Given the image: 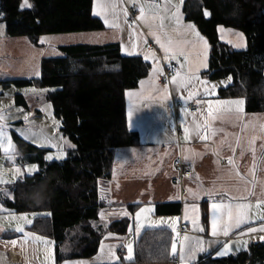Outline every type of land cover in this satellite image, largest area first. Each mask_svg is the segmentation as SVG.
I'll use <instances>...</instances> for the list:
<instances>
[{
    "label": "crops",
    "instance_id": "1",
    "mask_svg": "<svg viewBox=\"0 0 264 264\" xmlns=\"http://www.w3.org/2000/svg\"><path fill=\"white\" fill-rule=\"evenodd\" d=\"M185 1L100 0L98 5L97 0H94L93 15L102 21L104 29L50 36V39L58 41L60 45L44 53L28 38L9 37L5 28H0V63L4 42L5 45L16 48L17 44H21L30 53L29 68L35 76L38 72V78L41 60L48 56H62L60 48L67 45L108 46L119 43L125 56L140 57L151 65L149 75L126 95L128 128L138 134L139 145L115 152V168L104 194L105 206L101 209L104 219L100 217V220L107 225L128 219L130 224L127 232L118 234L108 231L102 238L95 257L66 259L61 264H132L137 241L148 229L173 230L183 227L189 233L188 241L176 243L175 254L172 253L171 245L173 262L167 264H193L202 255L224 259L247 250L251 243L264 241V231H260L264 228V113L248 112L243 99L244 103L240 106L242 111H238L235 105L217 103L237 100L224 99L219 94L220 90L232 85V79L225 78L217 82L208 79L206 73L210 67V44L201 31L186 20L183 12ZM132 4L138 6L135 20H131L129 10ZM141 6L147 25L139 19ZM177 9L179 23L174 15ZM125 10L127 17L124 15ZM96 12H100V15L95 14ZM105 19L109 21L108 24ZM161 23L163 27H160ZM110 24L119 26L110 27ZM188 25H194L199 36L207 41L206 50L203 41L188 29ZM151 32L157 33L164 43L170 41L177 51L183 50L187 59L185 56L166 59L164 50ZM239 34L242 33L232 29H219L221 42L236 51H244L247 49V40L243 34L241 39ZM145 56L148 58L145 59ZM173 63L178 65L181 75L194 74L199 77V81L193 79L187 85L181 84L179 79L167 82L165 72ZM157 66L162 72L154 74L153 69ZM190 68L192 72L188 71ZM0 81L6 82V79L0 77ZM205 87L209 89L207 93L204 91ZM209 102L212 106L211 115ZM189 104L198 105L199 111L191 114ZM1 111L3 120H0V125L4 128L12 127L7 132L11 138L16 134L26 143L45 150L46 162L63 161L67 158L69 146L66 143L58 140L61 147L59 149L44 145L45 133L52 127L50 122L59 131L62 129V122L57 117L51 121L38 119L33 116L34 113L43 111L27 105L25 111L17 110L10 114L3 108ZM9 115L12 119L7 121L6 116ZM185 128L188 129L187 138ZM5 141L6 138H0V179L4 181L0 183V264H57V244L28 230L37 217L36 214L4 212L1 197L11 198L9 187L17 180L34 176L39 171V166L30 156L18 153L15 142H11L9 146L6 141L9 149L3 150ZM229 159L233 161L231 164ZM178 160L192 168L191 176L183 179L182 183L177 182L179 172L175 162ZM213 203L231 204L234 215L236 204H250L248 219L239 227L233 226L226 237L220 233L228 223L227 208L216 209L218 235L213 236ZM163 204L179 205L180 214H157V205ZM203 204L208 205L206 227L201 217ZM136 205L139 207L133 211L129 209ZM137 213H140L139 218ZM221 215L222 221L219 220ZM24 216L31 223L21 219ZM18 228H23V231H18ZM201 228L203 231H200ZM36 237L41 239L37 240ZM129 243L132 245L131 259L128 258ZM226 244L229 246L228 254L219 255L218 252L224 250ZM63 246L60 245L61 253ZM201 247L203 251L199 250ZM68 252L64 255L67 256Z\"/></svg>",
    "mask_w": 264,
    "mask_h": 264
},
{
    "label": "trees",
    "instance_id": "2",
    "mask_svg": "<svg viewBox=\"0 0 264 264\" xmlns=\"http://www.w3.org/2000/svg\"><path fill=\"white\" fill-rule=\"evenodd\" d=\"M29 1L32 7L25 11L22 0H0V22L9 37H26L38 46L44 35L104 29L93 15L94 0ZM183 12L210 44L208 79H232L231 86L220 90V97L243 99L248 112L264 113V0H186ZM220 28L242 33L247 49L236 51L221 42ZM60 50L62 57L41 60L38 79L0 83L4 90L12 86L46 90L54 116L62 122L60 131L69 142L65 160L46 162L45 150L13 134L18 153L30 156L39 171L11 185V198L1 197L5 213L37 215L28 230L57 244V264L93 258L108 231L127 232L128 219L107 225L100 220V212L106 183L114 172L115 152L139 145L138 134L128 128L126 95L151 71L142 58L125 56L119 43L67 45ZM17 99L26 106L22 95ZM207 206L201 208L205 227ZM157 214H180V206L157 205ZM171 233L166 228L145 230L134 248L132 264L171 263ZM65 242L72 245L67 256L60 252ZM193 264H264V241L224 259L202 255Z\"/></svg>",
    "mask_w": 264,
    "mask_h": 264
},
{
    "label": "rangeland",
    "instance_id": "3",
    "mask_svg": "<svg viewBox=\"0 0 264 264\" xmlns=\"http://www.w3.org/2000/svg\"><path fill=\"white\" fill-rule=\"evenodd\" d=\"M159 1V0H158ZM24 3V0H22V4ZM28 3L31 5L30 1L28 0ZM32 7V5H31ZM31 7H22V9H31ZM5 24L0 22V28H5ZM53 36V35H50ZM48 35H44L39 38V45L37 48H40L41 52H47L52 51L56 46L60 45L58 41H53L50 39ZM54 36H60V35H54ZM53 36V37H54ZM45 38V39H41ZM60 38V37H59ZM41 39V40H40ZM3 54L1 57V63H0V77L1 79L4 78L6 81H13V80H22V79H30V78H38V72H36V76L31 68H29L30 64V56L28 51L25 50L24 46L21 44H17L16 46H8L5 45V42L3 43ZM62 57V56H54L55 58ZM45 58H51V56L45 57ZM39 72H40V66H39ZM1 83V81H0ZM22 95L26 99V105L30 108H34L35 110L41 109L43 112L34 113L33 116H35L38 119H44L46 121L53 120L54 113H53V107L52 104L47 101L46 99V90L38 89L35 87H17L12 86L11 88L4 90L2 86L0 85V111L1 109L7 110V113H12L13 111L22 110L25 111V105L21 102H18L17 96ZM2 112V111H1ZM3 116V112H2ZM12 119V116H6V120L10 121ZM51 123V130L48 133H45L44 138V145L51 147L53 149H59L60 147V141L62 143H66L67 146H69V142L66 140V138L62 135L61 131L56 129V126ZM59 128V126H58ZM12 130V127L4 128V131L10 132ZM19 131V130H16ZM10 138L11 142H14L12 140L11 135L7 133L6 141ZM6 141L3 143L2 149H9L7 147ZM38 143V142H37ZM108 183V182H107ZM106 183V184H107ZM72 245L69 242H65V245L63 246V254L66 251L71 250Z\"/></svg>",
    "mask_w": 264,
    "mask_h": 264
},
{
    "label": "snow or ice",
    "instance_id": "4",
    "mask_svg": "<svg viewBox=\"0 0 264 264\" xmlns=\"http://www.w3.org/2000/svg\"><path fill=\"white\" fill-rule=\"evenodd\" d=\"M97 4L98 5L100 4V0H97ZM21 7H31V5L28 3V0H24V3L21 5ZM140 12H141V15H140L139 19L145 21V24L147 25L148 22H147L145 15H144V9L142 6L140 7ZM95 14L100 15V12H96ZM206 14H208V13H206ZM124 15H125V17H127V11L126 10L124 11ZM174 15L177 18V23H179L178 9H177V13ZM125 22H127V21H125ZM105 23L108 24L109 21L107 19H105ZM109 26L110 27H118L119 25L110 24ZM149 27H150V25H149ZM160 27H163L162 23L160 24ZM187 27L190 31L195 33V35L197 37H199V39L201 41H203V44H204V47L206 50L208 47L207 41L203 40V37L199 36V33L195 30V26L194 25H188ZM151 34L156 38L157 43L160 44V47L164 50L166 59H177L179 56H185V59H187V54L183 50L177 51L176 49H174V47L172 46L170 41L168 43H164V42H162L161 37L157 33L151 32ZM239 35L241 36V39H243V35L242 34H239ZM152 55L154 58L155 54L153 53ZM147 58L148 57L145 56V59H147ZM204 66L206 67V65H204ZM181 67H183V65H181ZM188 71L192 72V69L190 68ZM197 71H198V69H197ZM153 72H154V74L160 73V72H162V69L159 66H157L156 68L153 69ZM178 79H179V82L181 84H184V85H187L193 79L199 81V77L195 76L194 74L188 75L187 73H185L184 75H181V73L179 71H177L176 75L172 77V80H173V82H176ZM229 79H231V77H229ZM203 83H207V82H203ZM212 89L213 90L215 89V85L212 86ZM204 91H205V93H207L209 91V89L207 87H205ZM190 95H191V93H190ZM217 103L219 105H235L238 111H242V108L240 106L243 105L244 101L242 99H237V100L218 101ZM211 113H212V106H211V102H209V115H211ZM0 120H3L2 115H0ZM205 126H207V125L205 124ZM185 133H186V138H187V133H188L187 128H185ZM6 137H7V133L4 131V126L0 125V138H6ZM206 138L207 137H205V139ZM8 144H9V146H11L10 138L8 139ZM5 151H8V149L6 148ZM232 162L233 161L231 159H229V163L231 164ZM17 171H19V169H17ZM3 182L4 181L2 179H0V183H3ZM210 195L211 194L209 193V196ZM212 208L214 210L213 214H212V222H211L212 235L213 236L218 235V231H217V229H218V217H217L215 210L221 209V208H227L228 223L222 228L221 233H220V234L227 237L229 235L230 229L233 226L239 227L242 223H244L248 219L247 212L251 208V205L250 204H236L235 205V209H236L235 215L233 213V206L231 204L224 205V204L213 203ZM141 211H144V210L141 209ZM124 214L127 215L126 212ZM136 215H137V218H139L140 213H137ZM100 217H101V219H104V213L103 212L100 213ZM21 219L25 220L27 223H31V221H27L26 216L21 217ZM219 220L220 221L223 220V215H221L219 217ZM193 223H195V221H193ZM17 230L23 231V228H18ZM200 231H203V229L201 228ZM252 231H255V229H252ZM260 231H264V228H261ZM36 239L39 240L41 238L36 237ZM262 239H264V237H262ZM183 240L186 242L189 240V237L185 236L183 238ZM13 243H15V241H13ZM46 243H50V242L46 241ZM127 248H128V253H129L128 258L131 259L132 245L129 243L127 245ZM176 250H177V245L174 242L172 244V253L175 254ZM199 250L203 251L204 249L201 247ZM228 250H229V246L226 244V245H224V250L219 251L218 254L221 256L226 255V254H228ZM190 251H191V249H190ZM181 259L182 260L184 259L183 252L181 253Z\"/></svg>",
    "mask_w": 264,
    "mask_h": 264
},
{
    "label": "built area",
    "instance_id": "5",
    "mask_svg": "<svg viewBox=\"0 0 264 264\" xmlns=\"http://www.w3.org/2000/svg\"><path fill=\"white\" fill-rule=\"evenodd\" d=\"M137 4H132L130 10V14H131V20H135V14L137 12ZM3 16V7H2V3L0 2V18H2ZM178 71V65L176 63H173L170 68H168V70L165 72V80L167 82H170L172 77L176 75ZM188 110L191 114H196L199 111V107L196 104H189L188 105ZM175 166H177V170L179 172V177L177 179V182H183V179L191 176L192 174V168L190 167V165L188 164H184L182 163L180 160L175 162ZM172 239L175 243H180L183 242V238L185 236L188 237V232L185 228L183 227H179V228H175L172 230Z\"/></svg>",
    "mask_w": 264,
    "mask_h": 264
}]
</instances>
